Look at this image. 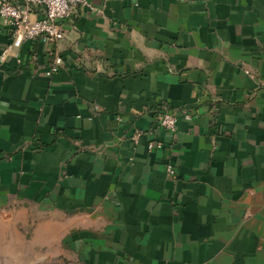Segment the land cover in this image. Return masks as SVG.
<instances>
[{
  "label": "crops",
  "instance_id": "obj_1",
  "mask_svg": "<svg viewBox=\"0 0 264 264\" xmlns=\"http://www.w3.org/2000/svg\"><path fill=\"white\" fill-rule=\"evenodd\" d=\"M263 82L264 0H86L10 48L0 264H264Z\"/></svg>",
  "mask_w": 264,
  "mask_h": 264
},
{
  "label": "built area",
  "instance_id": "obj_2",
  "mask_svg": "<svg viewBox=\"0 0 264 264\" xmlns=\"http://www.w3.org/2000/svg\"><path fill=\"white\" fill-rule=\"evenodd\" d=\"M86 4V0H0V18L5 26L9 28L11 44L0 56L3 61L10 48H20L25 42L40 40L48 45H54L62 41L69 27L75 10ZM37 10L42 12L41 18H33ZM62 65V58L56 56L46 72L50 77L56 74ZM264 85V82H263ZM179 117L186 120L191 119L187 112H171L162 110L156 117V124L163 130L174 133ZM141 135L135 131L134 140ZM158 148L160 146H157ZM153 144L148 149H153ZM166 171L171 177H175V171L171 165H166ZM2 220L11 219V215L1 211Z\"/></svg>",
  "mask_w": 264,
  "mask_h": 264
}]
</instances>
